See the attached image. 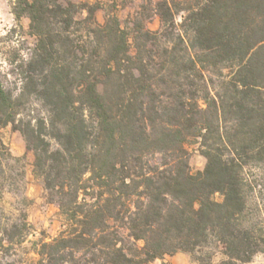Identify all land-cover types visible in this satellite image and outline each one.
Returning <instances> with one entry per match:
<instances>
[{
	"label": "trees",
	"instance_id": "obj_1",
	"mask_svg": "<svg viewBox=\"0 0 264 264\" xmlns=\"http://www.w3.org/2000/svg\"><path fill=\"white\" fill-rule=\"evenodd\" d=\"M7 1L33 43L9 64L12 86L0 71V129L21 134L62 222L31 242L34 264H150L179 252L213 264V246L217 264H248L264 253L247 173L264 166V0H149L125 27L114 14L100 23L97 3ZM191 139L206 159L194 174ZM24 162L0 142V200L11 194L22 209ZM16 211L0 207V264H15L33 232Z\"/></svg>",
	"mask_w": 264,
	"mask_h": 264
},
{
	"label": "rangeland",
	"instance_id": "obj_2",
	"mask_svg": "<svg viewBox=\"0 0 264 264\" xmlns=\"http://www.w3.org/2000/svg\"><path fill=\"white\" fill-rule=\"evenodd\" d=\"M75 2H87L90 4H100L96 11V19L103 23L108 15H116L122 26H128V20L141 11V7L148 5L149 0H73ZM150 30H157L160 27V21L157 16H153L146 23ZM33 38L29 35V20L21 17L16 20L11 13L7 0H0V71L4 75L6 86H12L15 76L11 73L10 62H15L20 57H25L28 48L32 45ZM0 142L9 150L12 156L24 158L25 168V207H20L17 198L11 194H4L0 200V207L6 214L17 215L16 209L24 210L27 216V222L33 227V232L26 238V241L17 247L16 251L8 257L15 264H34L36 255L32 251L31 242L43 239L49 241L56 237L61 231L62 222L59 216L58 208L51 204L45 197L42 184L32 174L34 155L27 149L25 142L18 131H15L12 125H7L0 129ZM189 152L188 164L190 171L194 174L202 171L206 164V159L200 153L198 140L191 139L186 145ZM250 179L256 181L255 195L258 198L261 209L264 208V166L247 169ZM215 201H221L219 194L212 197ZM263 199V201H261ZM256 204L253 202L252 206ZM255 209V208H254ZM264 212V211H263ZM256 214V213H255ZM258 215V213L256 214ZM256 217V216H255ZM213 253V264L224 260L221 249L218 246L211 247ZM199 254L191 255L189 253L179 252L172 256H165L164 262L168 264H199L197 260ZM162 260H155L150 264H161ZM248 264H264V253L256 254Z\"/></svg>",
	"mask_w": 264,
	"mask_h": 264
}]
</instances>
